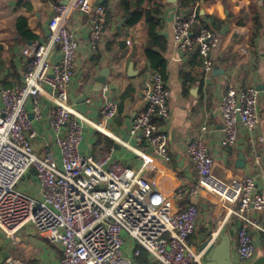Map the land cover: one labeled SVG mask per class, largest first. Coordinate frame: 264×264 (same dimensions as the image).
Masks as SVG:
<instances>
[{
	"label": "built area",
	"instance_id": "obj_1",
	"mask_svg": "<svg viewBox=\"0 0 264 264\" xmlns=\"http://www.w3.org/2000/svg\"><path fill=\"white\" fill-rule=\"evenodd\" d=\"M74 11L89 17L91 39L101 38L105 24L101 5L92 0L54 5L48 39L31 41L21 50L25 60L22 83L0 89V231L16 243L17 233L33 225L42 239L61 249L57 264H205L207 250L216 244L221 227L211 232L206 247L189 244L198 217L196 198L203 189L226 211L223 225L230 216L240 220L237 258L242 264L252 261L256 246L249 228L264 234V191H255L251 176L222 180L213 174L206 126L200 127L187 146L198 182L176 189V199L189 198L182 208L175 209L170 198L143 175L170 161L167 136L156 123L158 117L169 116L170 92L161 74L154 72L146 84L143 109L129 128V136L151 154L147 156L142 148L133 150L141 160L140 167L134 170L115 161L113 145L101 149L96 157L82 154L83 124L103 133L102 124L116 116L118 105L106 100L99 112L102 123L93 124L69 103L77 43L67 20ZM171 23L176 48L183 55L196 50L202 75L207 78L217 35L196 11L175 8ZM126 44L130 46L131 41ZM56 50L60 58L52 61ZM42 97L52 104L48 122L60 167L47 146L43 155L33 150L34 125L42 119ZM258 100L259 91L253 87H227L219 105L224 146L236 143L239 126L248 133L258 127ZM31 170L40 185L39 198L17 188ZM250 207L261 214V221L248 215ZM0 264L31 263L7 257Z\"/></svg>",
	"mask_w": 264,
	"mask_h": 264
},
{
	"label": "crops",
	"instance_id": "obj_2",
	"mask_svg": "<svg viewBox=\"0 0 264 264\" xmlns=\"http://www.w3.org/2000/svg\"><path fill=\"white\" fill-rule=\"evenodd\" d=\"M67 1L0 0V89L22 83L25 60L21 50L31 41L18 35L16 20L25 18L35 40L45 42L49 37L48 23L53 15V6ZM92 1L104 10L105 24L99 40L93 41L90 37L91 21L88 16L74 11L67 20L77 43L74 76L68 90L69 103L93 124L102 123L99 112L106 100L117 103L118 113L102 124L107 133L98 132L92 125L84 123L80 151L96 157L101 149L113 145V159L137 170L141 160L133 150L142 148L147 156L151 155L143 144H137L129 136L131 123L144 106L145 86L154 73L145 54L147 25L142 21L135 27L126 28L121 0ZM128 1L134 10L135 0ZM163 6L159 15V34L166 44L162 52L165 60L162 77L170 92L169 116L167 119L158 117L156 123L167 136L170 161L154 171H145L143 175L157 186L161 194L170 198L175 209L182 208L189 198L176 199V189L198 182V174L188 158L187 146L200 127L206 126V145L214 160L213 174L222 180L251 176L255 181V191L263 192L264 0H198L193 7L182 9L185 12L196 11L218 37V43L211 51L212 69L207 78L202 75L199 60L195 59L197 51L183 55L173 42L171 15L175 8H180L178 2L168 5L163 0ZM127 40L131 41L130 46L126 44ZM59 58V52L53 51L51 60ZM228 86L238 89L253 87L259 91L258 127L248 133L239 126L233 146L222 144L223 122L219 113V105ZM40 104L42 119L34 125L36 137L32 142L33 150L43 155L47 146L54 162L60 167L59 153L48 122L52 104L46 97L41 98ZM17 188L33 198L40 197V185L32 170L23 176ZM196 204L198 217L192 235L199 237L196 248L206 238L207 231L213 232L221 227L219 237L233 231L231 259L235 264H242L236 252L240 220L230 216L223 225L221 221L226 211L220 208L213 195L203 189L199 190ZM247 213L258 222L262 219L261 214L251 207ZM249 232L256 246L251 263L264 255V234L254 228H249ZM17 237L18 242L13 243L0 231V261L15 257L31 264L58 263L61 249L42 239L33 225H26Z\"/></svg>",
	"mask_w": 264,
	"mask_h": 264
},
{
	"label": "trees",
	"instance_id": "obj_3",
	"mask_svg": "<svg viewBox=\"0 0 264 264\" xmlns=\"http://www.w3.org/2000/svg\"><path fill=\"white\" fill-rule=\"evenodd\" d=\"M198 0H178V5L181 9H188L193 7ZM214 1V0H206ZM144 2L146 6H144ZM120 6L122 7V18L125 19V27L132 28L135 27L140 22H145L147 25L146 36L147 45L145 48V54L150 68L163 76L165 70V60L162 56V52L165 49V40L159 34V29L161 26V20L159 15L163 9V0H135V9H131V5L128 0H121ZM200 18H202L200 16ZM15 29L18 35L25 39L26 41H34L35 36L30 32L27 27L25 18L19 17L16 20ZM157 51H156V50ZM195 59L199 60V65H201V60L198 53H195ZM109 145L110 142H107Z\"/></svg>",
	"mask_w": 264,
	"mask_h": 264
},
{
	"label": "water",
	"instance_id": "obj_4",
	"mask_svg": "<svg viewBox=\"0 0 264 264\" xmlns=\"http://www.w3.org/2000/svg\"><path fill=\"white\" fill-rule=\"evenodd\" d=\"M177 2L178 0H164V3L168 5H173L176 4ZM48 35L49 32H47V36ZM30 118H32V115H30ZM239 228H240V224L238 225L237 229ZM233 236H234L233 231L223 233L219 237L217 243L207 250L205 256V264H235L231 259V245H232ZM208 238H205L202 241L199 248L202 249L206 247ZM248 264H264V255L258 257L253 262Z\"/></svg>",
	"mask_w": 264,
	"mask_h": 264
},
{
	"label": "rangeland",
	"instance_id": "obj_5",
	"mask_svg": "<svg viewBox=\"0 0 264 264\" xmlns=\"http://www.w3.org/2000/svg\"><path fill=\"white\" fill-rule=\"evenodd\" d=\"M210 235H211V232H210V231H207L206 234H205V237L208 238V237H210ZM189 244H190L191 246L198 247V245H199V237H198L197 234L194 235V237H191V238H190V240H189ZM13 258H15V257H13ZM15 259H17V258H15ZM18 260H20V259H18Z\"/></svg>",
	"mask_w": 264,
	"mask_h": 264
},
{
	"label": "bare ground",
	"instance_id": "obj_6",
	"mask_svg": "<svg viewBox=\"0 0 264 264\" xmlns=\"http://www.w3.org/2000/svg\"><path fill=\"white\" fill-rule=\"evenodd\" d=\"M100 130H101L102 132H104V133H107V132H108V131L106 132L103 128H100Z\"/></svg>",
	"mask_w": 264,
	"mask_h": 264
}]
</instances>
